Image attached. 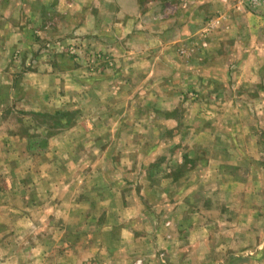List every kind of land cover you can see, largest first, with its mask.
<instances>
[{
    "label": "crops",
    "instance_id": "1",
    "mask_svg": "<svg viewBox=\"0 0 264 264\" xmlns=\"http://www.w3.org/2000/svg\"><path fill=\"white\" fill-rule=\"evenodd\" d=\"M141 8L146 7L138 0H0V181L6 183L0 186V227L29 228L35 264H50V239L63 245L53 264H214L211 256L217 250L250 256L257 264L254 257L264 255V250L257 252L264 248V224L259 226L264 164L253 125L244 126L238 115L253 102L254 109L260 108L256 121L261 118L264 69L259 66L246 79L231 73L226 82L215 79L219 87L208 95L215 94L222 104L218 111L207 107L205 113L212 116L204 119L213 122L215 114L220 126L223 114L231 112L233 128L213 136L202 130L207 149L197 155L195 168L190 153L166 157L170 178L163 186L149 179L140 163L146 144L162 142L146 129L162 126L158 115L165 96L163 79L155 72L162 43H150L160 37L150 35L155 31L143 24L150 13L142 14ZM74 37L112 54L114 68L89 75L63 53ZM246 82L259 88L250 93ZM172 86L169 98H176L177 85ZM247 95L248 102L242 99ZM8 111L21 114L19 125L7 121ZM72 113L75 118L48 135V127L32 119ZM170 121L171 129L178 125L177 119ZM172 139L176 144L179 137ZM213 144L224 151H209ZM180 167L185 172L174 179L172 172ZM161 170L157 175H163ZM163 193L169 200L157 201ZM167 211L168 216H159ZM101 214L105 221L83 248L79 225L95 224ZM150 221L157 226L158 247L149 243ZM216 223L223 225L217 233L212 229ZM14 231L8 233L11 240L17 239ZM4 256L0 252V264H17L11 263L14 255Z\"/></svg>",
    "mask_w": 264,
    "mask_h": 264
},
{
    "label": "rangeland",
    "instance_id": "2",
    "mask_svg": "<svg viewBox=\"0 0 264 264\" xmlns=\"http://www.w3.org/2000/svg\"><path fill=\"white\" fill-rule=\"evenodd\" d=\"M138 6L148 8H141L143 10L142 14L144 12L150 13L145 16L143 24L150 31H155L150 32V35L155 34L160 37V42L150 39V43H162L161 54H159L160 64L156 65L155 72L160 73L163 79L164 86L161 88V93L165 95L160 97L163 109L158 115L163 120L162 126L158 129L152 127L146 129L148 136L162 142L146 144L141 150L146 158L141 160L140 163L141 165L144 164L149 179L153 180L155 178L156 182L160 181L163 186H166L170 178V174H165L168 173L167 171L170 168V160H166V157H171L174 153H190L192 155L190 160L191 169L195 168L197 155L207 149L206 145L203 142L201 143L204 137L202 130L209 131L210 136L217 134L219 130H224L227 133L232 130L233 127L230 125L231 112L223 114L224 123L220 126H218L215 114H213V122H207L204 119L212 116L205 113L207 107L210 106L211 110L218 111L222 104L215 94L208 95L211 93L208 91L218 89L219 86L216 85L217 80L215 79L226 82L230 73L231 77L235 74L237 76L242 75L246 79L248 75L253 74L255 69L258 70L259 66L264 69V10H252L245 0H138ZM211 20H218L219 23L212 30L205 32V24ZM62 49L64 54L78 63L89 75L110 71L115 66V58L112 54L84 45L77 37L64 44ZM248 81L251 82L252 80L249 79ZM249 82H246L248 87L245 90L255 93L259 88V84ZM173 84L177 85V97L169 98L168 92L170 88L173 92ZM224 88L222 87V90ZM257 97L262 98L259 95ZM221 98L222 100L230 99L228 96H222ZM249 98V95H247L242 99L248 102ZM240 105L242 104L240 103ZM253 105V102L250 106L244 104L245 108H241L243 113L238 115L240 118L238 121L244 126L253 125L252 132L258 139L262 150L261 157L263 158L261 163L264 164V120H262L264 112L259 116L261 118L256 121V113L260 108L254 109ZM173 106L177 108L173 111L168 110ZM202 109H204L203 112ZM146 111L144 116L149 119L152 115L148 113V110ZM7 117V121L13 125H19L18 121L23 118L20 113H10V111L7 112ZM73 118H75L73 113L69 115L37 114L32 117L35 122L48 127L47 135L60 131L58 130L62 128L60 123ZM175 119L178 120V125L171 129L172 123L170 120ZM15 129L19 131L21 128ZM173 136L179 137L176 144L172 142ZM213 148H215V152L224 151L223 145H209L208 150L210 151ZM157 153H160L162 157L157 156ZM185 169L186 167H180L173 170L172 177H175L174 179L181 178ZM160 170L163 175L159 176L157 174ZM0 183L1 187L6 185L4 179H1ZM163 194L165 197H157V201L169 200V196L166 193ZM94 195H97V193H94ZM196 196L195 193L192 196V200L195 202L197 201ZM145 198L147 197L145 196ZM147 199L151 200V198ZM168 214L167 211L166 214H160L159 216H168ZM94 215H97L96 211ZM262 215L263 220L259 226L264 224V212H262ZM81 216L84 220H87L89 215L83 213ZM104 221L105 214H101L95 224L89 222L83 226V222H81L82 225H79L78 229L83 230L84 239L81 241L83 248L92 244L93 241L88 238V235L96 234ZM148 226V229L153 230V235L152 232H148L149 236H152L149 243L158 247V238L154 232L157 226L156 224L152 225V221ZM220 227H223V225L216 223L214 228L212 226V229L217 233ZM43 228L46 229L47 227ZM27 229L29 228H26L25 225L20 226V224H17L15 229L13 225H1L0 235L7 237L6 239H0L2 259L5 258L4 255L10 253L14 255L11 263L35 264V258L31 261L29 246H31L32 241L27 236ZM14 230L17 232V239L12 238L11 240L8 233L10 231L14 233ZM62 246L59 241L56 242L52 239L47 241L48 253L51 254L47 263H57L55 256L59 251H63ZM139 246L143 247V245ZM263 250L264 248L257 252ZM17 252L19 254H16ZM248 258L223 254V252L217 250L211 256V261L213 259L214 264L219 261H224V264H226L225 262L252 264V261ZM254 259L258 262L257 264H264L262 253L261 256H256ZM85 264L92 263L86 261Z\"/></svg>",
    "mask_w": 264,
    "mask_h": 264
},
{
    "label": "built area",
    "instance_id": "3",
    "mask_svg": "<svg viewBox=\"0 0 264 264\" xmlns=\"http://www.w3.org/2000/svg\"><path fill=\"white\" fill-rule=\"evenodd\" d=\"M248 4V6L254 10V9H262L264 10V0H245ZM218 20H211L208 21V23L205 24V32L212 30L214 27L218 25Z\"/></svg>",
    "mask_w": 264,
    "mask_h": 264
}]
</instances>
